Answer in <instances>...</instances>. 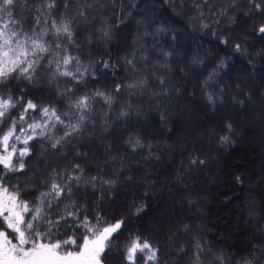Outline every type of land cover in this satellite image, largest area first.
<instances>
[{"label": "snow or ice", "instance_id": "obj_1", "mask_svg": "<svg viewBox=\"0 0 264 264\" xmlns=\"http://www.w3.org/2000/svg\"><path fill=\"white\" fill-rule=\"evenodd\" d=\"M118 4L121 22L152 5L154 18L136 20L138 25L147 21L151 26V30L145 26L143 36L166 37L176 45L191 28L210 36L250 68L256 67L249 58L248 42H264V0H0V264H109L114 250L119 252V264H173L164 255L166 248L129 227L132 216L141 217L145 212L146 202L127 216L109 217L104 207L120 185L135 182L136 177L125 171L126 154L147 149L140 153L142 157L159 160L153 145L129 135L124 140L125 155L113 152L112 145H101L103 158L91 162L89 152L74 149L76 141L95 129V103L102 102L111 111L117 95L135 96L150 87V76L141 67L147 56L133 51L113 57L91 47L98 41L106 46L111 40L104 9L111 7L116 15ZM170 10L171 17L167 15ZM240 17L248 27L238 30L233 26L240 23ZM158 52L154 70L168 69L170 58L179 55L165 47ZM254 55L264 57V48ZM231 61V56L218 58L201 83L199 94L209 109L223 103L225 90L216 92L211 86L221 72L229 74ZM203 63L199 55L191 58L193 71ZM119 76L126 79L119 80ZM109 77L111 89L106 87ZM155 78L161 87L153 95L162 97L167 108L172 82L165 83L163 76ZM235 88L239 95L232 97L233 105L246 111L251 90L245 91L246 85L239 81ZM41 92L48 93L46 102L35 99ZM176 92L179 96L178 88ZM130 111L131 105L125 106L117 119ZM175 111L179 114L177 128L169 129L174 135L186 118L180 108ZM160 119L165 126L173 123L168 111L161 112ZM108 124L105 117L102 131ZM237 132L232 119L225 117L216 137L220 147L231 145ZM207 163V157L193 151L177 171L176 181L183 183L185 170L200 171ZM236 180L240 182L239 177ZM150 190L145 191L146 197ZM191 231L186 227L185 234ZM121 237L123 243L117 245L115 241ZM202 241L198 235L187 248L180 247L176 254L181 264H231L228 256L218 250L214 253ZM261 261L264 255L254 251L239 264Z\"/></svg>", "mask_w": 264, "mask_h": 264}, {"label": "trees", "instance_id": "obj_2", "mask_svg": "<svg viewBox=\"0 0 264 264\" xmlns=\"http://www.w3.org/2000/svg\"><path fill=\"white\" fill-rule=\"evenodd\" d=\"M123 7L126 10L127 3H125ZM119 8L120 5L118 4L116 15H113V9L111 7L104 9V13H106L104 19L107 20L111 26V40L107 42L106 46L103 41H98L97 44L99 46L94 44L91 47L96 48L100 52L108 51L113 57L124 56L133 51L147 56L148 60L142 62L141 67L143 72L150 76V87L142 94L135 96L128 95V93L117 95L111 111H109L107 106L103 105L102 102L95 103V113L93 116L96 124L95 129L90 131L82 140L76 141L74 143V149L76 151L89 152L88 160L90 162L103 158L104 152L101 145H112L113 152H119L121 155H125L126 145L124 144V140H126L129 135H138L146 144L153 145L152 151L160 156V159L156 160L154 157L148 159L146 155L142 157L140 153L142 151L146 153L147 149H138L135 154H126L125 171L131 172L133 175L141 170L142 167L137 163V160L140 159L141 165L145 163H161L163 159L159 151L156 150V141L162 138L160 135L161 132L157 131L151 133L141 125L143 123L142 120H145L146 123H150L154 128L163 127L167 135L172 132L169 131V129H173L172 123L165 126L160 119L161 112L167 111L165 103L161 102L163 98L153 95V93L157 92L161 87L155 77L163 76L165 83L169 81L172 82L168 92L170 97L177 95L176 89L178 88L179 96L183 97L186 103H189L193 107L195 106L196 112L202 115L199 108L202 106L211 114L206 120L211 131L208 142L211 144L212 151L210 154H207L203 147L198 146L194 147L191 151H181L172 156L175 165L176 160L179 161L182 158H186L185 161L187 162V159L193 154V151L208 159L207 166L203 167L200 171L188 172L185 170L190 179L188 182H183V185L179 188L177 187L175 191L176 198L188 197L194 200V191L196 187L205 180L204 174L207 176V180L209 179L210 181L209 194L199 202H195V206L198 208L197 210H199V213H187L184 215L180 223L181 229L176 234L167 235L165 230L166 225L168 226L171 224L172 220L178 219L179 214L170 212L171 216L169 215L167 220L164 219L161 224L158 223L156 225L155 221L151 219L152 213L150 211L149 199L144 194L136 195L129 209H122L123 207L118 208L117 205L114 207L111 201L113 200V195L115 196L116 194L109 195L107 197L111 198L109 207L104 204L109 217L117 214L127 216L129 211L134 210L142 201L146 202L147 206L145 212L141 213V217L132 216L129 227L132 228L133 231H143L144 236L150 241L158 244L161 248H166L167 250L164 252V255L170 257L173 264H181L179 256L176 253L181 246L187 248L189 243L194 241L198 235L203 237L202 242L211 245V250L214 253L218 250L222 255L228 256L231 264H239L242 258H248L249 254L254 251L257 255H264V162L261 156L260 158L257 156V148L250 147V145L246 146L245 143L244 146L242 145L243 138L247 136V131L240 127L241 124L237 115H218L221 108H225L229 103L233 104V96L239 95L236 93L235 88L238 81L241 82L242 85H246L245 91L251 90V103L254 102L255 97L264 99V84L260 81L261 75L259 74L261 70L264 69V57H257L254 55L255 52L264 48V42L259 40H250L248 42L250 45L249 58L252 59L256 65V67L252 69L247 65L246 61L233 54L230 50H222V46L210 36L201 35L199 32L194 33L191 28H189L185 34H182L179 43L176 45H172L170 40L166 37H157L153 39L151 36H143L145 26L149 27V30H151V26L147 21L145 25H138L136 20L139 19L140 16L152 17L151 4L145 5L143 9H140L139 16H137L135 11L131 16H125L123 22H121L119 18L121 14ZM157 8H159V3H157ZM159 14V11H157V15ZM167 15L169 17L173 15L171 10ZM239 19L240 23L233 27L238 30L247 28L248 24L246 19L244 17H240ZM113 22H115L114 26H112ZM97 27H99V23H97ZM81 39H83V36ZM140 45H143V47H139ZM160 47H165L169 50L175 49L179 52L178 56L170 58L172 63L166 70H154L153 68V65L158 63L157 57L159 56L158 49ZM145 49H147V51H145ZM197 55L203 57L204 63L199 69L193 71L191 58ZM227 56L232 57V61L229 65V74L225 75L221 72L217 78V82L211 86L216 92H219L220 88L225 90V95L221 98L223 103L214 110L209 109L203 103L200 94L198 95L197 92L200 90L202 81L207 78L208 73L212 72L215 64L218 63V58H225ZM204 69H206V71ZM121 72H123V69H121ZM243 73H248V75L246 74L244 77H238L239 74ZM185 74L186 76L190 74L187 81L181 79V75ZM118 79L125 80L126 77L119 76ZM193 80L196 84L192 87ZM255 81L257 82L255 83ZM91 84H96V82L91 81ZM96 87H101V85L96 84ZM106 87L108 89L113 87L112 77L108 78ZM33 91L36 90L34 89ZM47 95L48 93L41 92L35 99L46 102ZM168 101L169 100H167L166 103ZM196 104L200 106H196ZM250 104L246 105V109ZM127 105H131L132 111L129 112L128 116L117 119L120 111ZM147 108H149L147 112L150 113L148 116L145 115ZM218 116H221L220 121L217 120L219 119ZM224 116L232 119L238 132L233 138L231 145L221 148L216 137L220 134L222 121L225 118ZM105 117L109 118V124L107 130L102 131L101 125H103ZM89 127L91 128L92 126L90 125ZM199 130L200 128L194 129V132L198 133ZM242 131H244V133ZM250 134L253 136L254 131H251ZM90 140L94 142H89ZM259 140L260 138L257 139L256 143ZM89 145H92L91 149ZM70 158L71 154H69V159ZM132 161L134 162L130 163ZM33 163L35 164V162ZM175 165H172V167L174 168ZM251 169H256L257 172H251ZM214 173H216L218 177L214 176ZM248 173L250 174L249 186L246 184ZM257 176H260V179L256 181ZM197 177L201 180L200 183L196 182ZM237 177L240 178V182H237ZM125 184L119 186L120 193L122 192V188L125 187ZM250 199L256 200L255 205L248 204V200ZM248 211L250 212V217L245 214ZM147 223L153 224V226L157 228L156 231L154 229L145 228ZM186 227L192 229L188 234H185ZM126 235L127 233H125V236ZM123 239L124 238L121 237V239L115 241V243L117 245H122ZM112 257L109 264H119V252L117 250L113 251ZM174 258L175 260H173ZM261 264H264V261H261Z\"/></svg>", "mask_w": 264, "mask_h": 264}, {"label": "rangeland", "instance_id": "obj_3", "mask_svg": "<svg viewBox=\"0 0 264 264\" xmlns=\"http://www.w3.org/2000/svg\"><path fill=\"white\" fill-rule=\"evenodd\" d=\"M191 72V70L189 69ZM248 75V73H246ZM245 73L239 74L238 77H244L246 76ZM260 81L264 84V69L261 70L259 73ZM189 76L181 75V79L183 81H187ZM185 79V80H184ZM245 82V81H244ZM257 81H255L256 83ZM246 83V82H245ZM195 82L193 80L192 87L195 86ZM196 90V88H195ZM197 92V90H196ZM237 93V91H236ZM199 95V92H197ZM255 97V96H254ZM179 99V104L177 103V100ZM168 107L166 110L170 113V118L173 121L172 127L173 129L177 128V124L175 121L178 119V113L175 111L176 108H180L185 113V120L181 121V126L179 127V130L177 134H173V132H170V134L167 135L165 133L163 127H152L150 123H146L145 120H142V125L147 131L154 133V132H161V139L156 141V150L159 151L161 154V157L163 161L161 163H150V164H144L141 165V159L137 160V163L142 167L141 170H139L137 173L133 174L134 177H136L135 182H126L124 185L125 187L122 188V192L117 193L115 195V201L113 203V206L115 207L117 205L118 208L126 209L131 208V205L133 203L134 197L136 195H143L146 190H149V205L151 207V213L153 219L156 223H162L167 218H169V215L171 216V213H177L178 219L172 220L171 224L168 226L166 225L165 233L174 235L177 232L180 231L181 226V220L182 217L186 215L187 213H195L198 214L199 210L195 206V202H199L207 194L210 192V181L207 180V176L204 174V181L201 182L200 185L196 187V190L194 191L195 199L192 200L188 197L184 198H176V189L179 188L183 183H178L176 181V173L177 171L183 167L186 164L185 159L182 158L179 161L176 160V165L173 162V155L178 152H185V151H191L194 147L201 146L204 148L205 152L207 154L211 153V144L208 142V137L211 135L210 128L208 127L207 118L211 116L209 111L205 107H199L202 115L196 112L195 106L193 107L189 103H186L183 97L175 95L174 97H171V100L167 102ZM198 104H196L197 106ZM200 106V105H198ZM197 108V107H196ZM149 108H147L145 115L148 116L150 113L147 112ZM228 114L230 116L237 115V117L240 120V127L242 129H245L247 131V136L243 138L242 145H250V147L257 148V156L260 158V156L263 159L264 162V99H258L255 97L254 102H252L246 109V111H238L233 104H230L226 106L225 108H221L218 112V115H225ZM218 116L220 121V117ZM225 117V116H224ZM246 125V126H245ZM198 133L194 132V129H199ZM244 130V131H245ZM244 131H242L244 133ZM250 131V132H249ZM251 131H254L253 136H251ZM249 132V135H248ZM261 137H259V136ZM260 138V140L256 143L257 139ZM167 140V141H166ZM254 142V143H253ZM100 143V142H99ZM104 143V141H103ZM92 145H89V148L91 149ZM143 159V158H142ZM139 161V162H138ZM134 161L130 162L133 163ZM262 162V163H263ZM136 163V162H135ZM172 165H175L173 168ZM255 165V164H254ZM253 165V166H254ZM252 166V167H253ZM251 168V166H250ZM187 171V170H186ZM257 172L256 169H251V172ZM198 175V174H197ZM260 175V174H259ZM214 176L218 175L214 173ZM247 181L246 184L249 186L250 183V174H247ZM189 176H187V173L185 172L182 175L183 182L189 181ZM260 179V176L256 177V181ZM200 179L197 177V183H200ZM156 184V185H155ZM108 202L105 204V206L109 207L111 198H107ZM255 199L248 200V204L255 205ZM111 203V204H112ZM171 212V213H170ZM197 212V213H196ZM247 216L250 217V212L245 213ZM174 215V214H172ZM171 218V217H170ZM246 225V224H245ZM145 228L154 229L156 231V227L153 226V224H148L145 226ZM175 260V258L173 259Z\"/></svg>", "mask_w": 264, "mask_h": 264}]
</instances>
